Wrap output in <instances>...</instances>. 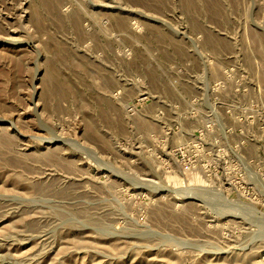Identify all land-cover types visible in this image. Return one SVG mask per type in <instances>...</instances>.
I'll use <instances>...</instances> for the list:
<instances>
[{"label":"rangeland","instance_id":"obj_1","mask_svg":"<svg viewBox=\"0 0 264 264\" xmlns=\"http://www.w3.org/2000/svg\"><path fill=\"white\" fill-rule=\"evenodd\" d=\"M0 264H264V0H0Z\"/></svg>","mask_w":264,"mask_h":264},{"label":"bare ground","instance_id":"obj_2","mask_svg":"<svg viewBox=\"0 0 264 264\" xmlns=\"http://www.w3.org/2000/svg\"><path fill=\"white\" fill-rule=\"evenodd\" d=\"M55 140H56V138H55ZM52 142H53V140H52ZM50 143V142H49ZM113 170V169H112ZM112 170H110V171H112ZM109 171V170H108ZM115 172H113V174H114ZM116 175H119V172H118V174L117 173H115ZM119 177V176H118ZM258 180V179H257ZM259 181V180H258ZM159 187H161V186H159ZM253 210H255L254 208H252ZM252 210V211H253ZM256 214H257V212L256 211H254Z\"/></svg>","mask_w":264,"mask_h":264}]
</instances>
